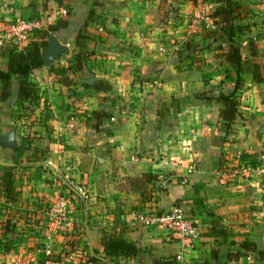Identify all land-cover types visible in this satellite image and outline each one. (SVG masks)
Wrapping results in <instances>:
<instances>
[{"label":"crops","instance_id":"crops-1","mask_svg":"<svg viewBox=\"0 0 264 264\" xmlns=\"http://www.w3.org/2000/svg\"><path fill=\"white\" fill-rule=\"evenodd\" d=\"M238 1L242 8L253 1V14L240 12L236 20L246 36L241 46L250 66L241 73L237 114L227 122L214 99L231 92L236 80L220 56L225 44L212 42L206 26L184 49L183 32L206 22L202 0H0V53L15 39L3 26L17 18L50 16L48 26L65 21L53 33L69 48L29 74L36 99L10 106L0 101V264H33L32 241L44 240L47 221L38 210L25 216L24 209H43L53 187L62 190L61 180L45 184L43 179H57V171L69 163L74 186L80 175L114 177L107 198L124 212L98 223L106 234L121 233L141 249L135 257H107L95 227H87L82 233L89 251L103 256L93 264H160L179 253V264H224L226 252L246 239L264 250V0ZM93 8L88 38L76 45ZM38 39L39 33H30L18 44ZM79 49L88 55L83 73L71 68ZM5 65L0 54V68ZM83 77L104 81L110 89L85 87ZM171 98L181 100L180 109L166 103L167 113L160 115V101ZM20 107L30 110L17 111ZM99 109L112 116L95 130L92 112ZM7 135L11 139L2 141ZM96 151L99 169L93 170ZM178 204L197 228L192 246L163 227L132 219L130 208L160 212ZM79 206L75 218L83 222ZM222 228L227 240L213 232ZM216 248L218 259L211 257Z\"/></svg>","mask_w":264,"mask_h":264},{"label":"trees","instance_id":"trees-1","mask_svg":"<svg viewBox=\"0 0 264 264\" xmlns=\"http://www.w3.org/2000/svg\"><path fill=\"white\" fill-rule=\"evenodd\" d=\"M195 1L193 0V2ZM215 2L218 5L214 8L211 15L215 18V22L218 25L211 31L209 36L212 42L219 41L225 44L220 56L234 69L236 80L231 92L225 93L221 91L214 99L220 104L219 117L224 121L230 122L235 118L238 111L237 90L242 81L241 73L250 66V60L243 54L244 48L241 46L240 37L243 27L236 23V20L240 17V10L242 8L241 3H239L240 1L215 0ZM93 17L94 8L90 9L88 16L81 25V29L76 36V45L81 44L82 39L88 38L86 28L93 21ZM64 24L65 21H59L54 25H49L48 30L54 32L57 28L64 26ZM46 34L47 30L40 31L38 40L30 41L21 49L16 45L7 46L2 49L0 54L6 60L5 67L0 68V101L3 103L10 106V103L15 102L19 105L23 100L32 101L37 98L36 84L31 82L28 76L33 70L45 65L43 52L47 46ZM191 45L190 41L185 42L184 49L191 48ZM247 49L250 50V55L254 56L257 54L256 48L254 49V43L250 38L247 39ZM87 57L88 55L85 51L81 49L76 51L72 56L73 62L71 68L73 71L83 73L86 68ZM84 79L88 78L83 77L81 81L85 87H93L96 91L110 89V85L104 81L87 83ZM198 96L200 97L202 94H198ZM180 101L177 98L172 99L177 109H180ZM111 116L109 112L102 109L93 111V127L95 130H99V126H101L103 121L110 120ZM213 232H217L222 236L223 240H227L228 234L226 229L222 228ZM233 244L235 245V242ZM101 246L107 257H135L141 253V249L121 233H104L101 237ZM235 247V249L233 248L226 252L224 264L238 262L247 254H251L257 263H262L261 260H264V250L258 249L256 243L253 241L242 240L237 242ZM219 252L218 248L213 249L211 257L218 259ZM160 264L179 263L177 257L172 256L163 259Z\"/></svg>","mask_w":264,"mask_h":264},{"label":"rangeland","instance_id":"rangeland-1","mask_svg":"<svg viewBox=\"0 0 264 264\" xmlns=\"http://www.w3.org/2000/svg\"><path fill=\"white\" fill-rule=\"evenodd\" d=\"M215 0H202V2H205L207 5V17L212 19L211 21L215 22V18L211 15L214 8L216 7L213 5ZM245 1V0H244ZM247 4H245L244 8H241L240 12H243V14H246V16L250 13L253 14V6L250 5V3H253V1H246ZM249 3V4H248ZM243 5V4H242ZM169 18H171V14L168 15ZM252 18V17H251ZM189 19V18H188ZM246 19V17H244ZM202 22L199 24L200 26L198 28L194 29V26H192L193 31L190 30L188 33L187 31L183 32L186 39H192V35L197 34V31H201L202 29H206V23L209 20H201ZM194 22L189 23L188 25H193ZM243 23L245 20H243ZM218 25V24H217ZM242 25V24H241ZM217 27V26H216ZM190 28V29H192ZM208 28V27H207ZM209 31L206 35H210L211 31L214 28H208ZM186 34V35H185ZM29 34H27L28 36ZM183 36V37H184ZM245 35L240 37V40L245 39ZM189 41V40H188ZM186 42V41H185ZM168 71H166L165 74L161 76V78H165ZM172 99V98H171ZM171 99H167L164 101H160L162 103V110L159 114L165 116L167 113L166 109L164 108V104L172 102ZM23 107L17 108V111H24L28 113L30 109L23 110ZM18 114V113H17ZM172 114H178V113H172ZM180 114V113H179ZM22 115V114H21ZM166 118V117H164ZM172 117L170 118V120ZM111 120V119H110ZM167 130H169L167 128ZM95 160L94 165H90L93 170H98L99 166L97 163L96 157L98 155H101L98 153V151L95 152ZM86 161H80V165L84 164L85 166ZM82 166V165H81ZM82 166L81 168H86ZM70 163L68 165H65L64 170H58V178H44V183H59L61 180V185L63 186L62 190H60L59 187H53V191L50 193V198L48 199L49 202L44 203L43 209H34L31 207H28L27 209H24V215L30 217L31 211H39V215H42L44 219L47 221L44 227V234L43 238L44 240H33L32 241V251L30 252V261L33 264H93L96 260L101 261V255L97 254L98 251H89V242L87 239V236L83 233L87 232V227H95V231L99 234L100 237L107 231L104 229V225L98 223L99 221L103 222V220L116 219L118 217V214H123L124 209L120 208L119 204L116 203V201L110 202V199L107 198V195H109V189L108 185L110 183V178L114 180V177L109 176H93L92 179H89L85 177L84 175H80L78 178V181L75 182V186L72 185L73 179L71 176V170H70ZM73 187H77V192H73ZM73 189V190H72ZM113 193V190L111 191ZM76 195V198L74 197ZM52 201V202H51ZM77 201L81 206H79V211L83 216V222L77 221L75 218V212H76V205L77 203L73 202ZM57 202V203H55ZM63 202V207L60 212L58 203ZM90 205V208L88 206ZM141 209V208H140ZM137 208H130V210L133 212H145V210H140ZM157 211V210H155ZM23 216V214H22ZM76 220V224L75 223ZM95 224H92L94 223ZM56 231L54 234L62 233V237L58 240L54 237L51 239V242H49L50 247V253L45 252V247L47 242V232L48 231ZM85 237V239H83ZM39 238V237H37ZM55 242H58V246L55 244ZM36 250H35V248ZM42 247V248H41ZM41 248V249H38ZM94 253V254H93ZM96 254V255H95ZM27 258V256H26ZM264 264V262H262ZM258 263V264H262ZM99 264V263H96Z\"/></svg>","mask_w":264,"mask_h":264},{"label":"built area","instance_id":"built-area-1","mask_svg":"<svg viewBox=\"0 0 264 264\" xmlns=\"http://www.w3.org/2000/svg\"><path fill=\"white\" fill-rule=\"evenodd\" d=\"M66 12V11H64ZM203 18L205 20H209L206 23V26L209 28H216L217 24L212 22L207 15H204ZM51 20L50 16H45L42 18H30V19H15V21L8 23V25H4V28H7L9 33H13L15 39L13 41V45H16L19 49L23 48L18 42L23 43L26 41L27 34L30 33H40V31L45 29L48 30V22ZM45 25V26H43ZM8 40V39H7ZM16 40V43H15ZM59 210L61 212L63 207V202L58 203ZM132 219L135 222L145 226V227H163L169 233L177 238L184 245L192 246L194 240L198 237V231L193 221L186 213V209L184 206L178 204L172 206L170 209L166 211H145V212H133ZM54 232L56 231H48L47 232V244L45 247V252L50 253L49 242L54 237ZM180 255V253H179ZM179 255L177 257H179ZM233 264H258L254 257L251 254L245 255L238 262Z\"/></svg>","mask_w":264,"mask_h":264},{"label":"water","instance_id":"water-1","mask_svg":"<svg viewBox=\"0 0 264 264\" xmlns=\"http://www.w3.org/2000/svg\"><path fill=\"white\" fill-rule=\"evenodd\" d=\"M47 46L43 52V58L45 63H50L53 59L59 56L61 53H68L69 48L66 44L61 43L58 37L50 31H47L46 34ZM93 78L84 79L85 82H92ZM11 139V135L1 136V140ZM152 264H159V261L153 262Z\"/></svg>","mask_w":264,"mask_h":264}]
</instances>
